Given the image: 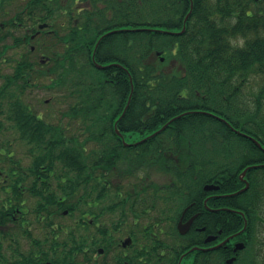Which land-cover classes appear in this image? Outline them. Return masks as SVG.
<instances>
[{
	"label": "trees",
	"instance_id": "1",
	"mask_svg": "<svg viewBox=\"0 0 264 264\" xmlns=\"http://www.w3.org/2000/svg\"><path fill=\"white\" fill-rule=\"evenodd\" d=\"M10 2L0 0V14L5 16ZM91 2L80 13L74 8L76 19L69 26L68 21H48L49 28L35 41L25 30L22 11L0 18V64L13 63L10 74H1L0 116L5 115L9 124L0 119V132H17L30 145L26 151L32 157L23 166L11 139L0 140V244L5 226H10L7 222H12L1 215L26 206L27 192L37 197L34 223H43L42 216L48 221L37 256L34 251L17 255L22 264H82L66 250L68 231L73 229L54 224L49 207L56 206L64 217V208L98 204L123 189L122 182L114 185L113 179L124 181L134 169L151 167L154 174L167 175L165 187L154 180L152 199L171 205L160 212L175 221L187 203L208 193L205 184L219 185V192L228 193L244 187L240 174L247 167L248 189L227 204L248 196L249 204L264 205V193H257L264 190V149L249 137L264 147V0ZM31 43L36 51L27 47ZM44 80L48 82L41 84ZM37 84L68 100V111L55 123L38 116L23 99ZM62 117L71 121L70 126ZM53 155L66 161L68 173L54 175L49 167ZM53 178L63 193H55ZM146 193L127 189L121 203ZM203 202L201 197L202 206ZM207 216L208 211L197 219L206 233L209 225L202 220ZM29 224L18 228L32 238ZM13 227L8 229L11 234ZM149 230H137L147 241L137 243L136 264H178L188 248L179 238L188 234L175 226L166 228L176 238L171 243L160 229L152 226L151 236L144 233ZM46 242L62 244L63 249L47 250ZM103 244L94 239L90 246ZM2 260L0 254V264ZM112 264L125 263L120 258Z\"/></svg>",
	"mask_w": 264,
	"mask_h": 264
},
{
	"label": "flooded vegetation",
	"instance_id": "2",
	"mask_svg": "<svg viewBox=\"0 0 264 264\" xmlns=\"http://www.w3.org/2000/svg\"><path fill=\"white\" fill-rule=\"evenodd\" d=\"M9 1H11L9 5L14 3L15 10L7 17L17 15L22 11L25 17L23 25L26 27V32L30 34L32 41H35L37 36L42 35V32L48 29V26L41 28L40 25L42 23H48L50 20H61L68 21L69 26V21L76 19L74 8L80 13L88 5H92V0H76L74 6L73 0ZM34 21L38 22L34 23ZM45 36H49L51 40V35L46 34ZM27 47L33 51L37 50L32 43L28 44ZM48 48L46 46L43 50ZM38 116L42 115L38 114ZM261 164H264V161ZM49 167L54 169L55 162ZM117 174H119V170H117ZM157 177L161 178V182H158L161 186L165 187L167 175L154 174L151 167L145 170L139 168L138 171L134 169L133 173L129 174L124 181L120 177L113 179L114 185H119L122 182L124 187L123 189L114 190L113 198H115V201L112 208H108L109 205H103V209L112 210L115 214V219L110 226L101 222V217L105 214V211L103 209H96L102 204V201H105L104 198H101V202L98 204L72 205L68 209L64 208L60 210V212L65 214L64 216H68V221H63V217L58 214L59 211L55 210L57 209L56 206L49 207L53 211L51 213V220L54 224L62 223V225H67L68 228L73 229L71 232L68 231V243L66 246L68 255L71 252L75 253L82 264L99 261H106L107 264H112L118 262L120 258H123L125 264H136L137 243L142 240L147 241V238L144 239L142 234L137 231L139 224L142 229H150L144 232L149 236H151L152 226L160 229L162 237L166 241L171 242L175 241L176 238L167 234L166 228L175 226L179 229L180 221L187 223L195 216L189 229L184 233L188 235L183 239L179 238L184 243V247H188L181 254V256L183 255L181 264H264V205L249 204L250 199L248 196L235 197L234 201H232L233 204L229 205L227 204V200L232 197L227 196L228 192L212 190L205 193L204 196L199 195L187 203L183 207L180 217L175 221L170 219L167 214L162 215L160 212L163 208L169 210L171 205H168L161 199L157 203H153L151 190L154 180L157 181ZM135 187L141 191L146 190L147 193L144 196L141 195L138 199H136V196L129 197L128 201L121 203L122 199L127 198V189L132 191ZM56 189L54 188V190ZM6 192L13 191L7 190ZM55 193H58V190ZM257 193L263 194L264 190L257 191ZM201 197L204 198L203 206L200 203ZM240 201L241 204H239ZM197 202L199 206L197 205L198 208L195 210L194 206H196ZM201 207L204 210H201ZM8 208L12 209L13 206L9 205ZM207 211L208 219L206 221L205 218L202 221L204 223L208 222V233L205 232L206 226L201 225V222L197 221ZM11 212L8 211L5 216L1 215V218L4 217L7 220L9 217L12 218V222H7L10 226H5V237L1 240L0 244V254L3 258L2 264H22L21 261L16 259L17 255H21L27 251H34L37 256V250L42 247L40 245L41 237L32 234V238H29V236H24V233L21 234L19 231L18 226L32 222L28 216L31 212L28 206L15 207L14 211ZM42 217L41 221L47 224V219H43ZM218 222L223 227L219 226ZM12 226L14 227L13 230H10L12 231L11 234L8 229ZM243 227L245 229L239 232ZM31 233L30 229L27 228V234ZM18 234L21 236H18ZM231 235L233 236L230 240L224 242ZM138 236H140L139 240ZM77 237L81 239V251H79ZM103 237H106L107 240L103 239ZM208 237L213 238L210 241H206ZM24 238L27 240L26 242ZM94 239H100L104 244L90 246ZM170 246L172 245L167 246L166 249ZM193 246H198L199 248L190 252L189 250ZM43 247L47 250H54L56 248L62 251L63 249L62 244L55 247L47 242L43 244ZM47 264H52V262L47 261Z\"/></svg>",
	"mask_w": 264,
	"mask_h": 264
},
{
	"label": "rangeland",
	"instance_id": "3",
	"mask_svg": "<svg viewBox=\"0 0 264 264\" xmlns=\"http://www.w3.org/2000/svg\"><path fill=\"white\" fill-rule=\"evenodd\" d=\"M15 10L14 3L12 5L7 4L6 5V12L7 14L2 15L0 14V18H5L8 15H11ZM14 55V54H13ZM13 71V63H9L8 60L2 62L0 64V85L3 82V77H1V74H10ZM48 81H42L41 84H45ZM40 84V83H38ZM33 85L31 86L28 91L26 92L25 96L23 97L24 101L30 105V107L39 115H43L46 121L55 123L59 120L61 113L67 112L68 108V100H61V98H57L59 95L55 93L54 89H48V88H43V85ZM62 97V96H61ZM63 120H65L64 125L70 126V122L68 118L62 117ZM0 119L4 122L5 126L9 124L7 119H5V115H1ZM12 123V122H11ZM4 139H11L12 142V148L15 150V156L16 158H20L23 166H26L29 164V161L31 160L32 157L27 153V143L24 141L20 140L18 137V133L13 131V130H8L4 129L3 131L0 132V140ZM45 155V154H44ZM52 161L55 162V173L54 175H64L68 173V167L64 165L66 161L63 159L52 156L51 157ZM70 174L72 173L71 171L69 172ZM158 178V177H157ZM131 179V178H130ZM161 181V178H158ZM51 186L52 188H57V182L58 180L53 178L51 179ZM58 190V193L63 192L64 190L56 189ZM28 196V197H27ZM27 200H26V206L30 208V214L28 215L29 218L31 219V223H34V217L36 216L32 210L37 206L36 200L37 197L33 194H30L27 192ZM112 200L113 196L106 198L105 201H102V204H100L96 209L101 210L103 209V205H112ZM105 214L101 217L102 223L110 226L113 223V220L115 219V214L112 210H105ZM35 215V216H34ZM63 221H68V216H64ZM29 224L26 226V228L30 229L33 235L38 236V237H44L43 232L45 231L44 225L45 223L41 222H35L34 224ZM137 229H141V225L137 226ZM15 235V234H14ZM18 236H21L18 234ZM25 239V238H24ZM78 242L81 241L79 237L76 238ZM27 240L25 239V242ZM26 249V248H25Z\"/></svg>",
	"mask_w": 264,
	"mask_h": 264
},
{
	"label": "water",
	"instance_id": "4",
	"mask_svg": "<svg viewBox=\"0 0 264 264\" xmlns=\"http://www.w3.org/2000/svg\"><path fill=\"white\" fill-rule=\"evenodd\" d=\"M191 13V11L188 13V15L186 16V19L188 18V16H189V14ZM185 30V27L182 29V31H184ZM181 31V32H182ZM99 68H101V67H105L104 65H101V64H96ZM133 80H132V78H131V82H132ZM133 83V82H132ZM132 92H133V87H132ZM132 92H131V95H130V98H129V101H128V105H129V103H130V99H131V96H132ZM127 105V106H128ZM177 117H175V118H173L172 120H170L167 124H165L160 130H158V131H156V132H154L152 135H156L158 132H160L161 130H163V129H165L166 128V126L171 122V121H173L174 119H176ZM222 120H225L224 118H221ZM235 129V128H234ZM236 130V129H235ZM249 137H251V136H249ZM254 141H256L257 143H258V141L254 138V137H251ZM259 144V143H258ZM260 145V144H259ZM248 168L249 167H247L245 170H243V172H242V174L240 175V178L242 179V180H244L245 181V183H246V185L243 187V188H241L240 190H238L237 192H234V193H231L230 195H234V194H237V193H240V192H242V191H245L248 187H249V183H248V181L245 179V175H246V172H247V170H248ZM204 189L205 190H207V191H210V190H217V189H219V185H215V184H206L205 185V187H204ZM194 218H195V216L194 217H192L187 223H183L182 221L179 223V230L181 231V233H186L187 232V230L189 229V227H190V225H191V223H192V221L194 220ZM244 229V228H243ZM233 235H231V236H229L224 242H226V241H228V240H230V238L232 237ZM212 238L213 237H208L207 238V240L206 241H210V240H212ZM223 242V243H224ZM198 248V246H194V247H192L191 248V250L190 251H193V250H195V249H197Z\"/></svg>",
	"mask_w": 264,
	"mask_h": 264
}]
</instances>
